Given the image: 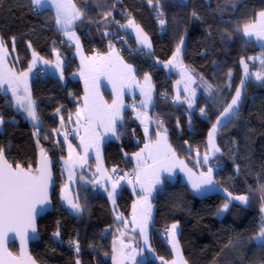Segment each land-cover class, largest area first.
I'll list each match as a JSON object with an SVG mask.
<instances>
[{
  "label": "trees",
  "instance_id": "16d2710c",
  "mask_svg": "<svg viewBox=\"0 0 264 264\" xmlns=\"http://www.w3.org/2000/svg\"><path fill=\"white\" fill-rule=\"evenodd\" d=\"M73 2L82 13L74 28L87 52L93 48L109 49L115 21L122 25L132 18L150 37L151 52L139 56L135 48L132 53L138 58L139 75L149 72L158 88L152 109L156 129L167 131L174 151L197 167L196 154L208 152L211 128L241 87V61L264 53L263 45L247 39L242 32L245 25L258 20L259 13L264 11V0H159L158 5L156 0L152 5L148 0ZM33 7L32 0H0V38L10 52L15 70L29 69L35 52L48 61L60 53L66 61L63 78L49 74L32 82L41 120L39 130L17 109L12 95L0 91V117L5 120L0 148L7 159L15 166L35 168L43 149L55 161L53 212L39 219L40 237L30 251L39 264H115L114 229L120 221L107 188L93 183L97 178L93 160L77 172L74 189L83 209L81 213L68 211L62 200L65 176L61 165L67 146L57 131L65 128L69 116L79 107L83 83L73 77L78 69L74 45L64 39V31L57 27L55 11L50 7L36 11ZM158 11L163 15H158ZM160 19L165 20L164 25L159 23ZM181 41L186 44L184 64L192 66L203 78L196 84L200 93L194 111L179 100L177 105L173 104L178 77L165 67ZM128 52L126 49L123 53L129 55ZM250 63L253 69L258 68L254 61ZM208 84L212 85L211 92ZM244 85L237 112L215 136L220 152L211 161L219 166L215 179L225 193L216 191L201 197L180 179H164L154 201L152 239L159 256L172 255L165 229L178 223V238L189 264H264V246L254 239L264 220V82L252 78ZM201 108L205 116L201 115ZM145 144V132L130 100L117 137L105 143L106 166L132 167L130 156ZM229 193L233 197L247 195L246 205L231 201ZM134 199L129 186L117 195V208L123 216H129ZM227 201L231 203L229 208L223 216L218 215ZM10 250L18 255V243H12ZM142 264L159 261L147 257Z\"/></svg>",
  "mask_w": 264,
  "mask_h": 264
},
{
  "label": "crops",
  "instance_id": "0c3cea01",
  "mask_svg": "<svg viewBox=\"0 0 264 264\" xmlns=\"http://www.w3.org/2000/svg\"><path fill=\"white\" fill-rule=\"evenodd\" d=\"M71 3L74 4L73 0H71ZM38 8H44V7H50L55 11V7L52 4L51 0H44L43 4L37 6ZM76 9L77 6H75ZM80 11V10H79ZM82 17V16H81ZM80 17V18H81ZM79 18V19H80ZM78 19V20H79ZM132 19V18H131ZM258 20L254 23L249 24V26H259L260 24V17L258 15ZM129 20V19H128ZM128 20H125L123 24H127ZM134 20V19H133ZM77 20L74 22V24L68 29L69 32H74L75 36L79 39V50L77 49L76 42L74 40H69L66 36L65 32L63 33L64 39L70 41L74 45V57L78 61V69L74 73L73 77L78 79L79 81H82L83 83V95L79 100V107L75 112H73L71 116V120L69 119L67 121V124L72 126L74 129V136H67L65 134L64 128L60 129V131H57V136L59 139L63 140L65 142V145L67 146V155L64 161L62 162L61 167L63 168V173L65 176V183L63 185L62 189V200H64V196H68L70 198H73L74 203H78L76 199V193H75V187L78 183L77 178V172L82 170L85 166L89 165L90 161L93 160L96 166V184L103 185L108 190V196L111 199L112 207L114 205V202L117 203V195L121 192L122 188L125 186H129L130 189L133 192V195L135 197L132 209L129 214V216L125 217L123 216L119 211L118 208L115 209L117 212V217L119 218L120 224L115 227V235H114V262H115V256H116V250L120 252V257L122 254V262L123 264H133V260L129 259L128 257L132 255V250L135 249V264H141L146 260L147 257L149 258H155L159 261V264H189L187 260L185 259L183 255V250L180 249L177 250V253L174 249L171 248V242L167 240V244L169 249L171 250V256L165 257V256H159L154 249V252H150V250L145 247V243L143 240V236L140 232L139 223L144 218L145 215L148 216L147 219V225H146V232L148 236V242L150 244V240L152 241L153 245V239H152V232H153V225H154V219H155V199L157 198L158 192H160V189L164 186V179H180L184 183L188 184V186L193 190L195 194L198 196L203 197V195H209L213 194L215 191H219L222 189L219 182L215 179V168L213 165V162L211 161V156H208V160L205 163L204 162V156L199 155L201 153L196 154V164L197 167H193L189 164L183 158L182 156H179L177 152L174 151L172 144L169 140V133L163 129L157 128L156 129V123L154 121V114H153V107L156 105L157 96H158V88H156V83L154 78L149 72H144L143 75H139L138 73V58L135 57V55L132 53L133 50L136 49H145L148 52H151L153 50V46L151 43L150 37L144 32V30L141 28L140 25H138L135 21V24L139 26L140 29H142L143 33L148 37V40L150 41L151 48L149 49L146 46H143L139 43L136 35H135V29H125L130 33L132 36V44H128L127 51H129V55H126L124 53H119L117 48L115 47V43L113 39L111 38L108 50L107 51H101L100 55L94 54L92 51L87 52L83 48L82 40L75 30V24ZM57 27L60 28L59 25ZM247 39H253L257 43L264 46V41H258L255 39V37H246ZM0 41L1 38H0ZM3 42V41H2ZM5 49L7 50V56L3 62V65L0 66L4 71L11 70L16 73L17 76H19L20 73L17 70L14 69L12 63L10 62V52L7 49L5 43L3 42ZM111 54V55H110ZM107 59H111V69L108 71L99 70V66L101 64H104ZM171 60V59H170ZM169 60V61H170ZM168 61V62H169ZM121 62L124 65H131L133 72L131 74H125V78L121 79V72H122V65ZM57 63L60 64V67H56ZM66 66V61L63 59L60 53H57L54 56V59L51 61L45 60L43 58L37 57L35 59V62L30 66L31 70L26 69L23 72H28L27 77V84L31 95V100L34 102L35 109L37 112V104L36 101L33 98L32 94V82L35 79V75L38 70L43 69L46 72H49V74L53 75L54 77H60L63 78L64 76V68ZM96 66L97 71H91V67ZM165 67L170 72H176L171 66H168L165 64ZM145 76L149 77V79L146 81ZM134 77V79H133ZM175 84V83H174ZM5 89H8V85L3 86ZM8 94L12 95L10 90L6 91ZM184 92H182L183 94ZM18 94L23 97L24 93L22 91L18 92ZM146 94L150 95V99H147ZM88 98L89 102H91L93 99H95L98 103L102 102L103 104H106L108 106H111L114 101H118L120 104V111H119V117L115 120V132L107 131L105 129V126L101 123H97L95 120L92 121L91 124L88 123V121L85 118L84 115V109H85V98ZM13 99L15 100V97L12 95ZM175 97L178 96L175 93ZM132 100L133 109L135 111L136 117L138 121L141 123L143 127V131L145 132V127H147V132H145L147 144L155 145L158 140H161V137H166V144L168 147H170L171 152L175 153V156L173 157L171 153L167 154V159L165 160L164 167H161L160 163L153 164V160L147 156L146 153L142 154V159L138 163L136 158V153H141L142 149L139 151H136V153L132 154L130 156V163L132 166L135 167V175L140 174V180L143 181L146 185L148 183L153 184V189L151 192V195L147 198V204L144 203V196L145 193L141 191L140 188V181H138L136 178L135 180L129 179V177L124 178L123 180H119L117 187L115 190L112 188V184L116 182L111 174L113 173V168L110 169L108 166H106L105 163V157H104V147L105 143L114 140L117 137V128L119 124L123 123L125 110L129 107V102ZM181 103V99H178ZM16 105V103H15ZM17 106V105H16ZM17 109L23 112L24 116L27 117L32 123V119L27 116V113H25L22 109H20L17 106ZM77 112H81V116L79 117V120L77 119ZM38 116V115H37ZM39 130L41 127V120L38 116V124H35ZM154 127L156 131L154 130ZM87 129V131H86ZM159 133V135H158ZM84 141L82 143L81 141ZM163 141H161V144L163 146ZM87 145V152H85V146ZM72 151V160L76 161V164L73 168V179L69 181L68 179V169L65 167V161L69 160V151ZM217 154V153H216ZM80 158H83V165L81 166ZM159 159V158H158ZM182 162V163H181ZM98 166L100 167L101 171H97ZM209 168L212 169L211 172V179L213 181L210 185H204L201 188L197 189L193 187V182L199 183L202 179V174L205 176L208 173ZM142 170H146L143 171ZM159 180V183H156V180ZM127 181V182H126ZM130 181V182H129ZM68 185L67 190H65V185ZM109 193H112L110 196ZM114 197V202H113ZM234 197L230 196V200L233 201ZM236 200V199H235ZM65 206L67 207L68 211L75 214L76 212L70 208V206L67 204V201L64 200ZM231 204V203H230ZM133 205L136 206L135 214H136V221L137 223H133ZM150 205V208L148 207ZM230 205H228L229 208ZM227 208V209H228ZM226 209V210H227ZM226 210L219 211L218 215L223 216ZM81 213V212H79ZM264 213V211H263ZM264 219V218H263ZM180 232V227H176V234ZM121 233H123V236H121ZM170 235L167 234V237ZM125 245H130L129 248H124L122 246V243ZM177 249V248H176ZM118 253V252H117ZM116 263V262H115Z\"/></svg>",
  "mask_w": 264,
  "mask_h": 264
},
{
  "label": "snow or ice",
  "instance_id": "6c2138e0",
  "mask_svg": "<svg viewBox=\"0 0 264 264\" xmlns=\"http://www.w3.org/2000/svg\"><path fill=\"white\" fill-rule=\"evenodd\" d=\"M34 6H39L43 4L44 0H32ZM52 4L55 7V16L56 23L60 26V29L65 32L66 36L69 40H74L76 42L77 49L79 50V39L75 36L74 32H69L68 29L74 24L76 20H78L82 13L76 9L75 5L71 3V0H51ZM149 5H152L153 0H148ZM157 5L159 4V0H156ZM106 15H111V13H107ZM158 15L162 16V11H158ZM195 15V13H194ZM260 24L259 26H248L245 25L242 29L243 35L245 37H255L258 41H264V11L259 13ZM118 23V22H117ZM159 23L161 25L165 24L164 19H160ZM120 28L126 29H135V35L139 41V43L143 46L151 48L150 41L148 37L143 33L142 29L139 28L138 25L135 24L133 19H129L127 24L119 25ZM183 41H181V44ZM180 53L181 48L177 46L176 52L173 56V59L168 62V66H173L175 62L180 61ZM111 55V54H110ZM7 56V50L4 47L2 41H0V66L3 65V62ZM255 59V58H252ZM33 62H35V53L33 54ZM244 63V61H241ZM112 61L111 59H107L104 64L99 66V70L108 71L111 69ZM260 64L262 68H264V59L260 60ZM122 65L121 79L125 78V74H131L133 69L131 65ZM182 67L183 76L186 78L187 82H192L193 77L191 72L186 67ZM56 67H60V64L57 63ZM31 70V67L29 71ZM96 66L91 67V71H97ZM244 73L245 76L251 75L257 81L264 82V71H256L249 73L247 63H244ZM230 75V73H229ZM28 72H22L19 76L16 75L15 72L8 70L4 71L2 67H0V91L10 90L12 95L15 97L16 105L22 109L27 116L32 119L35 124H38V116L35 109L34 102L31 100L30 91L27 84ZM134 79V77H133ZM149 77L145 76V80L147 81ZM8 85L9 88L5 89L3 86ZM244 81H241V87H243ZM187 90V85L185 86ZM207 89L211 92L212 85L208 84ZM22 91L24 93L23 97H21L18 92ZM194 91L191 95L194 96ZM147 99H150V95L146 94ZM241 98V89L237 88L235 91V96L232 98L231 103L227 105L224 109L222 116H227L233 113L234 108L238 105ZM179 99V97H177ZM193 101L189 99L188 105L191 108ZM120 104L118 101H114L111 106L103 104L102 102H97L93 99L89 102L87 96L85 98V109L84 115L89 124L92 121H96L97 123H101L105 126L107 131L115 132V120L119 117ZM201 113L204 112V109H200ZM81 116V112H77V119ZM71 120V116H69ZM5 121L2 117H0V125H2ZM63 122V121H62ZM221 121L218 119L217 124ZM87 131V129H86ZM217 131L216 125H213L212 131L209 132V145L214 151H219L214 143V136ZM145 132H147V127H145ZM159 135V133H158ZM163 141V146L161 144ZM84 143V141H81ZM85 152H87V145L85 146ZM146 153L149 158L153 160V164L160 163L161 167H164L165 160L167 159V154L171 153L174 157L175 153L171 152L170 147L166 144V137H161V140H158L155 145L145 144L144 149H142L141 153H136V158L138 163L141 161L142 154ZM159 158V159H158ZM208 160V154L206 153L204 156V162L206 163ZM81 166L83 165V158H80ZM182 163V162H181ZM76 164V161L72 160V151H69V160L65 161V167L68 169V179L71 181L73 179V168ZM97 171H101L98 166ZM113 172L117 170L113 168ZM146 171V170H142ZM212 169L209 168L207 175L202 174V179L199 183L193 182L194 188H201L204 185H210L213 183L211 179ZM123 177H118L117 181L112 184L113 190L118 185V182ZM136 179L140 181L141 191L145 193L144 203L147 204V198L151 195L153 184L148 183L147 185L140 180V174H137ZM130 182V181H129ZM159 183L157 179L155 181ZM52 183V175L50 169V161L47 160L46 157L42 158L40 162V167L33 171L30 167L28 169H24L21 165H16L15 168L10 165L6 159H4V151L0 148V243L3 241V233L5 231H15V232H23L26 228H31V231L35 232L34 227V214L36 211V206L44 205L48 202V189ZM96 183V181H93ZM68 185H65V190H67ZM111 196L112 193H109ZM231 195L230 193L228 194ZM78 199V197H76ZM233 199H237L240 201L247 202L246 196L234 197ZM64 200L67 201V204L70 206L72 210L76 213L81 212L83 209L80 204L74 203L73 198L68 196H64ZM114 202V197H113ZM150 208V205H148ZM228 208V204L226 203L223 206V210ZM136 206L133 205V223H137L136 214H135ZM264 211V210H262ZM120 217H117L119 219ZM148 216L145 215L144 218L140 221L139 227L141 235L143 236V240L145 245L148 242V236L146 232ZM176 227L177 225L173 224L171 229H166V233L170 235V242L173 248L177 247L176 242ZM57 237H59V232L55 233ZM123 236V233H121ZM254 239H257L261 242V245L264 246V220H262L260 230ZM122 243L124 248L131 247L130 245H125ZM76 251H79L78 244L76 245ZM10 257L9 262H5V264H24V258L17 259L15 257H11V254H7ZM135 249L132 250V255L129 256V259L133 260V264H135ZM30 259V258H28ZM31 264H35L34 261ZM79 264V261H77Z\"/></svg>",
  "mask_w": 264,
  "mask_h": 264
},
{
  "label": "rangeland",
  "instance_id": "374dc122",
  "mask_svg": "<svg viewBox=\"0 0 264 264\" xmlns=\"http://www.w3.org/2000/svg\"><path fill=\"white\" fill-rule=\"evenodd\" d=\"M259 44V43H258ZM260 45V44H259ZM180 48H181V53H180V61H178V62H175L174 63V65L173 66H171L173 69H174V71H176V73H177V77H178V79L176 80V82H175V84H174V88H175V93H176V95L181 99V103H183V104H185L186 106H187V108L188 109H190V111H194V110H196V107H197V101H198V96H199V93H200V90H199V88L198 87H196V84H198L201 80H203V78L201 77V76H199L197 73H196V71L194 70V68L192 67V66H190V65H185L184 64V61H183V52H184V50H185V48H186V44H185V41L180 45ZM176 52V51H175ZM175 54V53H174ZM174 54H173V56H174ZM37 57H39V58H42L38 53H36L35 52V59L37 58ZM252 58H255V59H252ZM173 59V57L171 58V60ZM261 59H264V53H262L261 52V54H258V55H255V56H252L251 57V59L250 60H246L245 58L243 59V61H244V63H247V65H248V71H249V73H252V72H256V71H264V68H262V66H261V64H260V60ZM251 61H254L255 63H257L258 64V68L257 69H253L252 68V66H251ZM244 63H243V74H244V78H243V81H244V83L245 82H247L248 80H251L252 78L255 80V81H257L254 77H252L251 75H249V76H245V73H244ZM166 64L168 65V62H166ZM180 65H182L183 67H186L187 69H189L190 70V72H191V75H192V77H193V81L192 82H187L186 81V78L183 76V72H182V67L180 66ZM258 82H261V81H258ZM204 84V83H203ZM187 85V90H186V88H185V86ZM205 86V85H204ZM244 84H243V87H240V89H241V92H242V90H243V88H244ZM207 87V86H206ZM194 91V96L193 95H191V93ZM182 92H184L183 94H182ZM189 99H191L192 101H193V103H192V106H191V108L189 107V105H188V101H189ZM241 99V98H240ZM237 109H238V105L234 108V110H233V113H231V114H229V115H227V116H222L221 115V117H220V123L219 124H217V122L215 123V125H216V128H217V131H216V133H215V136L217 135V132H218V130H219V128L223 125V124H225L229 119H231L232 118V115H234L236 112H237ZM202 116H205V111L201 114ZM212 129V128H211ZM212 131V130H211ZM215 136H214V143H215V145H216V147L219 149V147H218V144H217V140H215ZM220 152V150L219 151H214L211 147H210V145H209V150H208V152H205L204 154H208V156H211V158L216 154V153H219ZM200 156L201 155H203V153H201V154H199ZM127 182V181H126ZM221 191V193H225V190L224 189H221L220 190ZM216 192V191H215ZM227 194V193H226ZM241 196H245V195H241ZM235 197H239V196H235ZM246 197H247V201H248V196L246 195ZM235 200V199H234ZM237 200V199H236ZM239 202H241V203H243V204H245L246 205V203L247 202H244V201H240V200H238ZM65 203V202H64ZM228 205H230V201H227L226 202ZM225 203V204H226ZM113 207L115 208V209H117V203L116 202H114V205H113ZM173 224H175V225H177L178 227H180L179 226V224L178 223H172V225ZM172 225H170V228H171V226ZM180 231H181V227H180ZM180 233V232H179ZM179 233H177L176 234V242H177V249L176 248H173L172 247V244H171V248L172 249H174L175 250V252L177 253V250L179 251V249L181 248V245H180V241H179V238H178V234ZM171 238H170V236L169 237H167V240H168V242H169V240H170ZM259 241V240H258ZM145 247H147L149 250H150V252H154V250H152V248H153V245H152V241L150 240V244L149 243H147V245L145 246ZM179 248V249H178ZM181 250L182 249H180V252H181ZM117 252H116V256H115V264H123V260H122V254H121V257H120V252L118 251V249L116 250ZM143 263V262H142ZM141 263V264H142ZM79 264H81L80 263V261H79Z\"/></svg>",
  "mask_w": 264,
  "mask_h": 264
},
{
  "label": "water",
  "instance_id": "95a60500",
  "mask_svg": "<svg viewBox=\"0 0 264 264\" xmlns=\"http://www.w3.org/2000/svg\"><path fill=\"white\" fill-rule=\"evenodd\" d=\"M4 120V119H3ZM5 121V120H4ZM5 122L0 125V133L5 132ZM46 157L48 161H50V169H51V175H52V183L48 189V202L44 205H37L36 211L34 214V227L35 232L31 231V228H26L23 232H15V231H5L3 233V241L0 243V264H5V262L10 261V257L7 254H11V257H15L17 259L24 258V264H31L32 261L35 262V264H39L36 260V258L31 254V245L36 242L39 237V219L42 218L45 214L49 212H53V194L54 189L57 185V179L55 176V168H54V159L50 158L49 155L46 154V152L41 149L38 155V163L35 168H31L33 171H35L37 168L40 167V162L42 158ZM4 159L7 160V162L12 165L13 168L16 166L6 157V153L4 151ZM21 165V164H19ZM22 166V165H21ZM23 167V166H22ZM24 168V167H23ZM27 169V168H24ZM18 243L19 245V254L16 255L10 250V246L12 243ZM30 258V259H28Z\"/></svg>",
  "mask_w": 264,
  "mask_h": 264
},
{
  "label": "built area",
  "instance_id": "2783aa9c",
  "mask_svg": "<svg viewBox=\"0 0 264 264\" xmlns=\"http://www.w3.org/2000/svg\"><path fill=\"white\" fill-rule=\"evenodd\" d=\"M34 10L38 11L39 8H37L36 6L33 7ZM118 22V23H117ZM119 25H121L120 21H115V28L112 31V39L115 43V47L117 48L118 52L121 54L123 53L126 49H127V45L131 43V39L132 36H130V34L128 32H126L123 28H120ZM92 52L96 55H100L101 51H99L97 48H93ZM136 52L139 54V56H143L144 53H146V50L143 49H136ZM47 75H49V72H46L45 70H38L36 75H35V79L37 78H41V79H45L47 77ZM178 103V99H174L173 100V104L177 105ZM159 121H163L162 117L158 118ZM154 121H155V115H154ZM156 122V121H155ZM65 134L69 137L74 136V129L72 128V126L66 124L65 128H64ZM215 170L219 169L218 165L214 166ZM115 169L117 170L116 172H113L111 174L112 178L116 181L118 177H129V179L131 180H135L136 175H135V167L132 166L130 168L124 167V166H116ZM120 179V180H123ZM168 229V228H166ZM165 229V231H166Z\"/></svg>",
  "mask_w": 264,
  "mask_h": 264
}]
</instances>
